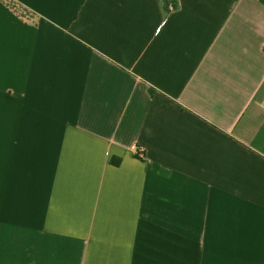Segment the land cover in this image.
<instances>
[{
  "label": "crops",
  "instance_id": "0c3cea01",
  "mask_svg": "<svg viewBox=\"0 0 264 264\" xmlns=\"http://www.w3.org/2000/svg\"><path fill=\"white\" fill-rule=\"evenodd\" d=\"M0 264H264V0H0Z\"/></svg>",
  "mask_w": 264,
  "mask_h": 264
},
{
  "label": "trees",
  "instance_id": "16d2710c",
  "mask_svg": "<svg viewBox=\"0 0 264 264\" xmlns=\"http://www.w3.org/2000/svg\"><path fill=\"white\" fill-rule=\"evenodd\" d=\"M9 7L11 8H16L15 6H13L11 3H9L8 5ZM20 12V10H19ZM137 158H140V159H145V152L141 151L140 149H137V153L135 154ZM112 163L113 164H119V160L116 161V160H112Z\"/></svg>",
  "mask_w": 264,
  "mask_h": 264
}]
</instances>
